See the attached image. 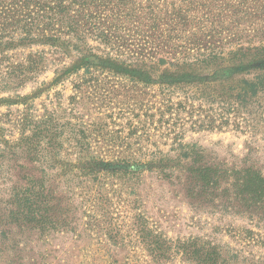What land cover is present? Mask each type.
<instances>
[{"label": "rangeland", "instance_id": "obj_1", "mask_svg": "<svg viewBox=\"0 0 264 264\" xmlns=\"http://www.w3.org/2000/svg\"><path fill=\"white\" fill-rule=\"evenodd\" d=\"M20 5L0 18V35L6 28L4 40L15 41L0 48V231L16 181L51 184L59 218L55 230L0 237L8 248L0 264H201L183 253L208 243L224 253L220 264H264V209L244 206L225 182L202 190L190 170L197 161L264 175V91L239 98L242 79L255 74L209 80L233 65L232 54L250 67L264 55V0ZM55 18L86 26L44 30ZM24 21L40 25L33 38L70 40V55L25 46ZM91 53L109 63L81 67ZM211 53L219 66L201 64L199 82L173 66Z\"/></svg>", "mask_w": 264, "mask_h": 264}, {"label": "trees", "instance_id": "obj_2", "mask_svg": "<svg viewBox=\"0 0 264 264\" xmlns=\"http://www.w3.org/2000/svg\"><path fill=\"white\" fill-rule=\"evenodd\" d=\"M21 0H10L8 4L0 3V18H4L8 22L10 16L15 17L11 12L16 8H20ZM57 15L65 14V9L61 4L57 8ZM47 23H44V30H50L55 32V27L59 26L57 29L58 34L69 35L71 33L79 32L83 30L82 27L86 26L83 22L78 20H60V19H47ZM17 24H21V21H18ZM35 26L40 28V25H34L33 22L29 23L24 21L23 30L25 31V36L21 39L20 42L24 43L25 46L32 44H42L55 47L59 50H62L67 56L70 55L72 43L70 40H64L58 35L44 36L43 38H33L30 35V30ZM2 33L0 35V48L14 47L15 41L12 38L4 40V32L6 28L1 29ZM234 55L230 61L233 63L232 66L217 71L209 80L222 81L228 80L233 77V75L238 73H245L247 75L254 73L252 80L242 79L241 84L243 85L239 98H242L245 101L247 98L254 99L259 96V94L264 91V55H262V61H258L256 56L254 57L252 65H244V56L241 54H232ZM185 56L182 63L173 64L174 67H178L183 71H190L192 74L187 77L191 83L199 82V77L195 76L201 67L209 68V64H215L219 66V63H216L218 57L215 54L205 55L202 58ZM81 67L86 66H104L109 62L103 60L97 55L91 53L88 56L83 55L81 60ZM203 64V65H201ZM256 65V66H255ZM179 69H177L179 71ZM28 72H35L36 70L33 67L26 69ZM222 73V74H221ZM174 80V77L171 78ZM6 147L7 144L5 145ZM19 149L20 147H14ZM198 156L199 153H196ZM190 157V156H189ZM111 170L117 171L120 167L109 166ZM190 170L195 178L196 184L202 190H208L210 188H217L220 191L221 183L225 182L233 190L234 196L236 199L243 203L244 206L249 208H258L264 209V175L253 168H221L218 166H209V165H198L197 161H194L190 165ZM22 181H16L15 185L9 189L8 201L6 203V212L2 213V218L9 219L7 222L8 231H0V237H5V240H9V236L12 235L14 228H30V230L37 231H50L55 230L57 225V219L59 218V213L55 207L56 205V191L52 189V185L44 181H37L34 179H27L25 185L22 184ZM216 191V192H218ZM225 191L229 192V189L226 188ZM13 226V227H12ZM151 247V251L155 254L162 252V247L159 248ZM191 246H187L184 250L185 256L196 255L201 264H220L221 260L224 258V253L217 246L201 245V249L198 251H192ZM8 253V248L5 244H0V259ZM157 255V254H156ZM224 261V260H222Z\"/></svg>", "mask_w": 264, "mask_h": 264}]
</instances>
